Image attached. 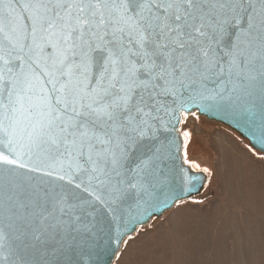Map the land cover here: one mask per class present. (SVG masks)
Listing matches in <instances>:
<instances>
[{"label":"snow or ice","instance_id":"snow-or-ice-1","mask_svg":"<svg viewBox=\"0 0 264 264\" xmlns=\"http://www.w3.org/2000/svg\"><path fill=\"white\" fill-rule=\"evenodd\" d=\"M193 106L264 143V0H0V217L40 240L178 204L160 134Z\"/></svg>","mask_w":264,"mask_h":264},{"label":"rangeland","instance_id":"rangeland-1","mask_svg":"<svg viewBox=\"0 0 264 264\" xmlns=\"http://www.w3.org/2000/svg\"><path fill=\"white\" fill-rule=\"evenodd\" d=\"M181 121L183 161L206 175L203 189L138 227L111 264H264V153L196 111Z\"/></svg>","mask_w":264,"mask_h":264},{"label":"water","instance_id":"water-1","mask_svg":"<svg viewBox=\"0 0 264 264\" xmlns=\"http://www.w3.org/2000/svg\"><path fill=\"white\" fill-rule=\"evenodd\" d=\"M194 111L210 120L229 126L242 135L253 149L264 153V143L258 139L256 126L249 123L246 118L215 109L198 110L193 106L190 112ZM256 123L258 125V119ZM179 124L175 125L174 130L169 126L166 131H161V140L165 142L172 140L174 143L160 163V168L167 178L168 187L175 190L180 195V200H183L202 191L206 175L184 163L183 141L178 132ZM253 131H257V134L253 135ZM186 177L197 179L194 183H186ZM174 205H156L146 212H138L133 207L118 222L113 221L107 211L97 206L94 210H88L89 219L94 224L89 232L59 233L55 236L41 237L40 240L22 236L17 230L19 225L9 226V222L0 217V230L7 233L6 238L0 241V264H14V262L18 264L21 256L28 264L33 262L35 264H111L126 237Z\"/></svg>","mask_w":264,"mask_h":264}]
</instances>
